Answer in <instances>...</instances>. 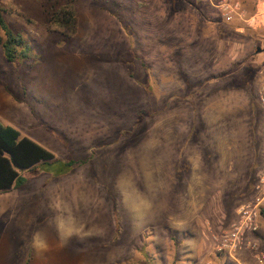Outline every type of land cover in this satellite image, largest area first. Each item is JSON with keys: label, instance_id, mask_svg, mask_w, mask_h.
Masks as SVG:
<instances>
[{"label": "rangeland", "instance_id": "obj_1", "mask_svg": "<svg viewBox=\"0 0 264 264\" xmlns=\"http://www.w3.org/2000/svg\"><path fill=\"white\" fill-rule=\"evenodd\" d=\"M140 1L0 0L30 53L10 62L0 44V120L34 140L67 122L68 155L89 156L61 177L37 167L25 186L0 192V264H258L248 247L218 252L216 238L255 199L264 170L259 96L193 89L188 72L171 78L142 63L137 42L130 64L117 35L139 17ZM238 1L242 17L223 21L232 39L237 26H264V0ZM67 6L78 14L72 36L52 23ZM81 123L93 126L89 146L88 130L72 128ZM259 225L264 253V207Z\"/></svg>", "mask_w": 264, "mask_h": 264}, {"label": "crops", "instance_id": "obj_2", "mask_svg": "<svg viewBox=\"0 0 264 264\" xmlns=\"http://www.w3.org/2000/svg\"><path fill=\"white\" fill-rule=\"evenodd\" d=\"M175 3H179L180 7H168L169 4L174 6ZM138 6L141 7L137 15L139 17L128 23V26L121 27V34L117 35L119 39H125L131 56L130 64L133 63L134 56H137L133 51L136 45L135 47L141 49L138 54L144 58L142 63L151 64L153 67L162 66V70L161 67H156L158 73L172 71L171 78H175L176 72H188L186 79L190 82L189 86L193 85V89L204 88L205 91H210L218 88L221 94H232L235 91L239 94L241 91L244 94L255 93L259 96L264 82V26L259 29L237 26L235 30L239 34L232 39L219 11L204 0H192L187 3L185 0H141ZM199 10H204L203 14H200ZM138 21L140 27L136 28L132 22ZM134 42L137 43L134 45ZM130 77L133 78L131 72ZM163 78L170 77L164 75ZM145 80L146 83L153 80L150 67L145 73ZM3 101L4 93L0 90V102ZM92 127H84L82 123L72 126L77 130H88ZM69 128L67 122H52L44 130L40 128L38 133L33 132L32 136L37 138L36 142L51 147L58 153L56 155L51 150L57 159H87L89 156L68 155L70 143L64 144V137L68 140ZM88 131L87 146L94 140L95 135V132ZM42 132H46L50 138L46 137V140ZM54 165L50 168L55 169Z\"/></svg>", "mask_w": 264, "mask_h": 264}, {"label": "trees", "instance_id": "obj_3", "mask_svg": "<svg viewBox=\"0 0 264 264\" xmlns=\"http://www.w3.org/2000/svg\"><path fill=\"white\" fill-rule=\"evenodd\" d=\"M52 21L59 24L60 30L66 36H72L77 32L78 16L74 8L68 6L62 8L55 13ZM0 44L4 48L6 59L10 62L30 58L29 47L24 38L8 30L1 12ZM86 162L87 159L66 161L57 159L51 150L0 120V192L25 186L29 181L25 172L37 167L41 166V171H48V173L52 171L53 176H61L71 172L75 166ZM52 165L56 168L51 169Z\"/></svg>", "mask_w": 264, "mask_h": 264}, {"label": "built area", "instance_id": "obj_4", "mask_svg": "<svg viewBox=\"0 0 264 264\" xmlns=\"http://www.w3.org/2000/svg\"><path fill=\"white\" fill-rule=\"evenodd\" d=\"M211 6L216 8L223 20L231 22L236 17H242L244 11L238 0H207ZM261 13L258 12L252 18L255 22H261ZM259 100L264 110V83L261 85ZM256 195L252 202L241 206L237 212V219L231 224L229 230L218 240L216 250L233 255L243 248H250L256 253L258 264H264V253L261 252L255 234L259 232V218L261 208L264 207V170L260 173L255 186Z\"/></svg>", "mask_w": 264, "mask_h": 264}]
</instances>
